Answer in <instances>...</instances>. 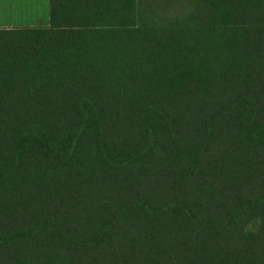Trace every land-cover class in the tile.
Masks as SVG:
<instances>
[{"label": "trees", "instance_id": "trees-1", "mask_svg": "<svg viewBox=\"0 0 264 264\" xmlns=\"http://www.w3.org/2000/svg\"><path fill=\"white\" fill-rule=\"evenodd\" d=\"M0 264H264V0L0 27Z\"/></svg>", "mask_w": 264, "mask_h": 264}, {"label": "crops", "instance_id": "crops-1", "mask_svg": "<svg viewBox=\"0 0 264 264\" xmlns=\"http://www.w3.org/2000/svg\"><path fill=\"white\" fill-rule=\"evenodd\" d=\"M42 10L49 20V0H0V27L38 26Z\"/></svg>", "mask_w": 264, "mask_h": 264}, {"label": "rangeland", "instance_id": "rangeland-1", "mask_svg": "<svg viewBox=\"0 0 264 264\" xmlns=\"http://www.w3.org/2000/svg\"><path fill=\"white\" fill-rule=\"evenodd\" d=\"M40 14H44V15L43 16L42 15L39 16V20H38V24L39 25L38 26H45L46 23L49 24V20H48V10H46V11L45 10L44 11L43 10L42 11H39V15Z\"/></svg>", "mask_w": 264, "mask_h": 264}]
</instances>
